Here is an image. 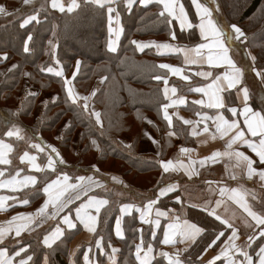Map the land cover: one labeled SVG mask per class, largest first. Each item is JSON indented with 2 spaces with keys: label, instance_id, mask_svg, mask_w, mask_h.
<instances>
[{
  "label": "trees",
  "instance_id": "obj_1",
  "mask_svg": "<svg viewBox=\"0 0 264 264\" xmlns=\"http://www.w3.org/2000/svg\"><path fill=\"white\" fill-rule=\"evenodd\" d=\"M4 1L14 11L21 10L25 3V0ZM49 1H44V4ZM127 1L120 0L116 4L123 33L115 52L109 50L108 7L96 6L85 0H80L74 12L42 9L24 15L25 12L21 11L13 21L0 24V66L5 63L14 64L0 81V140L13 144L12 160L17 157V147L23 146L20 143L23 142L25 134L31 136L26 147L34 141L45 144L52 142L63 160L68 159L66 153L74 157L75 163L71 165L64 160L67 166L61 171L56 169L54 172H35L38 178L37 186L15 194L29 202L26 210L42 205L46 200L44 188L60 175L67 174L72 178L77 172L91 173L92 167L86 166V170L82 169L91 159L104 173L106 172L103 171V166H108L110 169L107 172L111 179L100 172L95 176L100 179L97 182H108L113 187L121 185L122 188L117 189H127L128 195L117 196L115 189L110 192L91 190L95 181L86 186L91 190L86 194V198L97 195L95 197L109 201L108 207L99 218L96 242L89 246H92L90 248L93 250L100 241L102 246L109 250V240L115 239L113 242L120 247L118 264H137L135 250L140 233L144 245L151 243L158 247L164 228L161 227L160 232L149 240L153 233L151 226H144L138 231L139 222L134 218H126L123 238L110 237L109 233H114L113 226L119 217L120 204L134 202V197L142 199L140 205L152 199L148 193L141 194L136 189H151L157 192L179 177L166 172L162 163L169 161V151L172 152L178 143L176 138H189V128L174 118L171 124L165 119L164 106L167 99L164 89L166 85H173L180 93H187L198 83L197 79L193 80V84L173 80L168 71L160 67L163 63H171L170 59L175 58L174 54L164 55L156 46L141 48L138 45L148 42L162 43L170 40L174 33L178 46H192L200 42V37L196 17H192L194 7L190 0H182L193 23L189 31L178 30L174 21L164 13L161 15L162 7L158 4H136L130 9ZM214 3L215 6L209 9L216 7L222 14L224 23L240 30L241 38L246 40L245 45L256 56L257 69L264 71V0H214ZM32 13H38L39 22L23 29L22 22ZM29 36L31 40L27 43ZM53 41L57 44L56 53L47 56ZM4 55L7 56L6 59ZM78 60L79 71L69 80L66 75ZM60 67L64 74L59 71ZM158 76L161 78L156 79ZM27 83L35 87L37 93L24 96ZM69 88H75L85 95H93V103L100 109L103 125L97 122L94 114L83 104L69 97ZM42 94H50L52 97L45 100L40 113L37 114ZM147 122L151 133L161 141L158 156L142 152L140 149L143 129ZM9 131L13 132L12 136L7 135ZM125 136L129 137L130 145L124 143ZM77 140H80L82 145L80 155L74 147ZM39 162L44 164L45 158H41ZM20 164L16 170L23 168ZM2 168L6 167H0ZM7 168L8 171L13 169ZM71 169H74L72 173ZM118 180H123L126 184L121 182L119 185ZM176 199H179V202ZM77 205L74 204L69 211ZM158 207L165 211H174L181 219L193 222L204 230L195 244L183 255L184 264H204L201 260L206 253L210 250H223L234 231L214 215H210L207 210L189 204L182 189L162 197ZM53 213L54 211L50 210V214ZM66 213L67 211L61 215ZM55 225L53 223L35 227L30 238L21 245L29 246L25 255L32 256L30 264H43L45 256L48 257L49 264H69L70 243L81 230H66L62 240L55 242L51 248H46L43 245V237L50 234ZM220 232L224 235L217 240L216 236ZM5 239L11 238L6 236ZM214 240L215 244L212 243ZM16 247L0 244V249L8 248L11 253L16 251ZM261 247H264V236L257 237L249 249L254 262L259 260ZM84 251L78 254L81 255ZM165 261L163 257L156 258L152 264H164ZM214 264L224 262L219 260Z\"/></svg>",
  "mask_w": 264,
  "mask_h": 264
},
{
  "label": "crops",
  "instance_id": "obj_2",
  "mask_svg": "<svg viewBox=\"0 0 264 264\" xmlns=\"http://www.w3.org/2000/svg\"><path fill=\"white\" fill-rule=\"evenodd\" d=\"M44 1L47 0H31V2L29 3H24L21 10L14 11L13 9H10L9 5L7 6L6 1L0 0V6H3V8L6 10L5 14H0V24L13 21L19 16L18 13L21 11L25 12L24 15H27L32 11H40L42 9H52L56 12H62L59 10V8L52 7L53 0H50L47 4H44ZM85 1L96 6H100L99 4L93 3L92 0ZM119 1L120 0H114L111 5L105 4L104 6H100H107L108 9L109 7L113 9L111 13L108 11L110 32L109 50L112 52L117 51L123 33L121 19L117 14L116 8V4ZM190 1L194 7L192 17H196L197 29L200 37V42L198 44L192 46H178L177 38L173 39L171 37L170 40L164 41L162 43L148 42L142 45H170L171 47L169 48L157 47L160 53L164 55H175V58H173L174 60L170 59L172 61L171 63L163 64L180 68L181 73L173 74L169 69H164L168 71L170 78H172L173 80L182 81L185 84H193V80L197 79L198 83L194 84L191 89L195 87H206L207 85H210L214 81H216L217 77H220L219 85L223 90L219 92V96L222 98L224 106L222 108H209L207 107V104L211 101L209 99V96L205 95L203 92H195L190 90V92L187 93H180L179 89L175 86L166 85V87L169 89L168 93L165 94V98L167 99L166 105H171L167 108V113L170 117V121L174 118L180 124H183L184 126L189 128V138H176L178 142L176 147L172 152L169 151V153L171 154L169 161L172 162V167H170L167 172H170L176 176H182L186 179L184 181L188 187V191H186L185 197L189 204L203 208L208 212H211L214 209L216 215L220 216L221 220L227 221V223L225 224L228 227L229 225H231L230 228L237 233V239L230 240L227 246L223 248V250L216 252L212 250L208 251L201 262L204 264H208L209 261H214V263H216L220 260L223 261L224 264H229V260H232L235 262V264H246L245 257L242 255V253H247L248 256H250L249 249L253 245L255 239L261 236L260 233L261 231H264V225L258 224L257 220L253 219V217L249 215V213L245 211L243 207H241L240 203H237L236 199H233L231 197H233L234 195L232 189H238L239 194L242 197V202L246 203L251 212L255 213L257 217L264 218L262 210H260V208L258 207L259 204L264 203V180H261L260 176L258 175L259 172L264 171V163L260 162L259 157L256 155V153L253 152V150L248 146L247 143H245V141H248L250 143H255L258 145L260 137L252 136L251 133L247 130V126L245 124L246 116L244 112L245 107H247L250 108L252 112H259L261 113V115H264V71L257 69L256 56L251 51V49L245 45L246 40L242 39L241 35H238L234 31V27L228 26L226 23H224L225 21L223 20L222 14L217 11L216 7H214V9L212 10L209 9V7L215 6L214 0H197V3H199L202 8H207L209 10V12L211 13L210 17L204 16L202 11H198L196 5L193 3V0ZM79 2L80 0H76L78 6ZM172 2L175 6L174 15H169L168 11L165 10L164 5L160 2V0H148V2L145 4H142L140 0H128L126 4L130 9H132L136 4H139L141 6L158 4L162 7L161 12L167 15L170 20L174 21V24L177 26L178 30L189 31L193 23L188 14V11L186 10V6L182 4V0H172ZM58 3L63 4L65 9L64 11L69 12L67 9L72 3V0H58ZM181 7H183L184 10L183 15L180 12ZM77 8L78 7L74 8L71 12H74ZM31 16H36L37 19L29 20ZM209 18L223 33L224 43L228 49V57L237 68L241 69L242 75L238 83H236L235 87L229 88L228 81L224 79L226 73L230 74L232 72V69L227 64H224V66L222 67H213L210 66L207 62L208 55L214 54L216 51H218L216 47H205L204 49H201V54L199 56H197L196 52L193 51L199 44H213L212 37L209 35L208 39H205L202 36L201 29L199 27L201 23L206 24ZM25 20H29V22L24 23ZM181 21H183V25ZM38 22V13H32L24 19L21 27L25 29ZM28 42L29 40L27 41V43ZM56 48L57 44L53 41L50 44L47 56L49 54H55ZM3 57L7 58L6 55H4ZM78 62L80 61L78 60L75 63L76 68L74 67L72 71L66 75L69 80L73 79L74 76L78 73L80 67L78 66ZM13 67V63H5L0 66V81L3 76ZM59 71L64 74V70L61 67ZM201 72L211 73V75L206 77L196 75V73ZM182 77H188V79H183ZM27 88L25 89V91L27 90ZM172 88L176 89L175 93L171 91ZM73 89L74 88H72V92L74 94L75 91H73ZM244 89H247V100H245ZM181 100H184L185 103H180ZM197 100H203L205 102L204 105L193 103V101ZM231 108L236 109L235 114L229 111V109ZM98 113L100 114L99 110ZM218 115H223L224 118L229 121V123H237L239 125V130H242L245 134L242 139L237 140L235 143H233L231 148H228L227 144L230 139L235 136L237 130L232 129L223 138H220V133L216 131V125L220 123L216 120V117ZM248 115L250 116L251 113H249ZM94 116L97 120L96 115ZM205 117H207V119ZM184 120L192 121V123L185 124ZM98 123L102 124L100 116ZM146 124H149V122H147ZM146 124L144 126L140 141V149L145 153L159 155L161 151V141L157 138H153L148 134ZM205 127L208 128L207 132L204 131ZM170 134L172 135L173 133L171 132ZM213 134L216 136L215 139L212 138ZM123 141L125 144L130 145L129 137L125 136L123 138ZM148 148L151 151L146 150ZM182 148L188 149L189 151L181 152ZM0 152L6 153V157L9 153V157L12 154L11 149L9 150V148H0ZM215 152H219L220 155L211 158L213 157V153ZM237 153H243L244 156H247L250 160L253 161L252 168L255 170V172L254 174H252L251 178H249L247 161L237 156ZM189 161H192L194 167H191L192 164L187 163ZM200 161H204V163L201 164ZM28 163L29 162H26V164ZM92 171L96 174L99 173L96 171V167L92 168ZM22 173L23 171L19 172L20 177L18 178L23 179H18L16 181H23L25 177H34L35 183L27 182L25 184H13L0 188V197L5 198L3 201V207L0 208V229L5 230L6 236L12 237L13 235L14 240L18 243L16 244L19 245V243H21L23 239H28L24 236L27 234H31V232L33 231L32 228L41 227V225L47 226L52 223L58 222L55 225L53 231L45 237L48 239V244H45V240H43V245L46 248H51L55 242L62 240L65 236L66 230L72 231L76 228H80L81 232L77 234L70 243L68 255L69 264H118L120 247L113 242L115 239L109 240V250H106L102 246L100 241H98L99 243L97 242V246H95L93 250L90 248L92 246H89L91 243L96 242L95 235L99 230L100 215L109 205V201L107 199L95 197L97 195L91 196L88 199L81 201L73 209V211L70 212L68 211V208L71 207L68 206L71 205L70 202L73 200V198L68 199V197H70V195L68 194V190L64 193V196L61 197L60 205L53 207V205L49 203L47 209L42 214H37L38 209L25 211V208L29 206V202L27 200H22L17 196H8L3 193V191L7 190L9 192H14L15 194L16 192H21L22 190L37 186L38 178L35 175H23ZM202 173H204V175ZM218 173L221 174L219 178L214 176ZM105 175L107 178H109V172H106ZM233 177H235V179H233ZM0 181L5 180H2L1 177ZM61 181H63V179H61ZM68 183L76 184L72 183V181H68ZM93 185L94 186H92V190L96 189V192L99 190H102L103 192H110L115 189L114 191L117 196L128 195L127 189H117L122 188L121 185L119 187H113L108 182ZM170 185L175 186V190L168 191L166 192V194L161 195V190L167 189ZM178 186H180L179 182L172 181L164 187L160 188L157 192H153V190L151 189H136L138 193H148V195L152 198L150 201H156V203L152 205L151 210H149L147 207L150 201H148L144 205H140V201L142 199L139 197H134V202L122 203L119 205V217L116 221V224L113 226L114 233H109L110 237H114L116 239L124 237V220L126 218H134L139 222L140 225L137 229L138 231H141L144 226H151L153 233L152 236H150L149 240H151L152 237L156 236L158 232H160L161 227L164 228L163 238L161 244L158 247H155L151 243L144 245L142 234L140 233V239L135 250V258L137 264H142V262L145 261L146 257L148 264H152L156 258L161 257L165 258L166 260L164 264H174L177 259L181 261V264H184L182 261L183 255L204 233V230L200 226L186 220L189 223L195 224L197 227L201 228L202 231L198 234H195L194 236H189L188 238L183 239V241L180 236H176L174 238L175 243H163L164 233L165 231H167L168 225L176 222L177 218H179L180 223H183L185 221L184 219H181L176 212L165 211L158 207L159 200L167 194H170L172 192L175 193L180 189ZM202 186H204L205 190L201 189L203 188ZM14 188L16 190H13ZM197 188H200L202 191H207L208 197L204 198L203 200L195 197V195H198L197 190H195ZM221 189H227L228 191H226L225 194L221 196ZM60 190H63V183L61 185H58L56 188V191ZM77 193L78 191L74 192L75 195ZM91 198H95L96 200H107L108 203L106 205H103L100 208L99 213H97L95 207H90L87 209L84 208V206ZM80 199L81 198L77 199L74 204H76ZM237 199H239V197H237ZM48 200L49 195L46 193L45 202ZM25 201H27V203H25ZM217 201H220L219 206H217ZM78 209H80V216L84 218L83 220L77 217ZM50 210L54 211L53 214H50V221L52 223H48V213H50ZM64 211H67V213L60 217V215ZM157 211L163 212L165 213V215L158 216ZM86 212L91 216L97 218L94 232L88 231V228L86 227ZM13 217L20 218L13 221ZM66 219L68 222H65ZM145 219L149 222H143ZM10 221L11 224L9 223ZM117 222H119V235H117ZM69 224L73 226L70 227ZM23 225H26V227H23L20 235L17 236L15 231L16 228ZM89 226H91L90 223ZM8 229H11V231H8ZM6 236L4 237V239L6 238ZM249 237H252V239L250 240ZM233 244L235 245V247H232ZM138 246H140L142 249L139 253L140 259H137ZM149 248H151V251H149ZM21 249H26V251H21ZM185 249L187 250L185 251ZM28 250V245L21 247L16 251L20 252V256H15L16 252L11 254L7 249H0V251L6 252L5 257H2L0 259L12 258V264H19V261L21 259L27 260V258L29 257L25 255ZM82 250H85L84 253L79 255L78 253H80V251L82 252ZM225 251L227 252V255L223 254ZM162 253H166L167 255H162ZM86 256L87 260L85 259ZM217 256H219L220 259H214ZM31 260H28L27 264H30ZM259 261L260 257L256 262H254V260L252 259V264H259ZM43 264H49V259L47 256L44 257Z\"/></svg>",
  "mask_w": 264,
  "mask_h": 264
},
{
  "label": "snow or ice",
  "instance_id": "obj_3",
  "mask_svg": "<svg viewBox=\"0 0 264 264\" xmlns=\"http://www.w3.org/2000/svg\"><path fill=\"white\" fill-rule=\"evenodd\" d=\"M31 2V0H25V3H29ZM93 3L99 4L100 6H104L105 4L111 5L114 0H92ZM140 2L142 4H145L148 2V0H140ZM161 3H163L165 10L168 11L169 15H174V3L172 2V0H160ZM193 3L196 5L198 11H202L204 16L210 17L211 13L209 12V10L207 8H202V6L197 3V0H193ZM52 7L53 8H59L60 11H64V6L61 3H58V0H53L52 2ZM78 7V4L76 3V0H72V3L69 5L68 7V11L71 12L74 8ZM108 11L111 13L113 11V9L111 7H109ZM6 10L3 8V6H0V14H5ZM180 12L183 15L184 10L183 7L180 8ZM161 15H163V13H161ZM37 17L36 16H31L29 18V20H36ZM29 20H25L24 23H28ZM182 25H183V21H181ZM201 29V34L205 39H208V36L210 35L213 39V44L210 45H206V44H199L197 46V48H195L193 51L196 52V55L199 56L200 50L204 49L205 47H216L218 49V51H216L214 54H209L207 57V62L210 66L213 67H222L224 66V64H227L231 69L232 72L230 74L226 73L224 76V79H226L228 81V87L232 88L235 87L236 83H238L242 72L241 69L237 68L235 66V64L231 61V59L228 57L227 52L228 49L225 46L224 43V37H223V33L221 32V30L216 26V24L209 18L207 20V23H201V25L199 26ZM234 27V31L238 34V35H242V33L240 32V30L238 28ZM172 38L175 39V34L173 33ZM28 40H31V36L28 37ZM135 43V42H134ZM139 47L143 48L147 45H138ZM156 47L158 48H169L171 47L170 45L164 44V45H156ZM27 45L25 46V51H27ZM114 50V49H113ZM6 59V57H5ZM195 62V61H193ZM79 63V62H78ZM161 68H166L169 69L173 74H180L181 73V69L180 68H176V67H172L170 65L167 64H162L160 65ZM59 74V73H58ZM196 75H201V76H210L211 73H196ZM161 77H156V79H160ZM183 79H188V77H182ZM219 80L220 77L216 78V81H214L212 84L207 85L206 87H195L193 89H191L192 91L195 92H203L205 95L209 96L210 99V103L207 104V107L209 108H222L223 105V100L222 98L219 96V92L222 91L223 89L220 87L219 85ZM65 83H70L69 81H65ZM165 84H167V81L165 80ZM165 94L168 93L169 89L166 87L164 89ZM171 91L173 93H175L176 89L172 88ZM244 93H245V100H247V89H244ZM68 94L69 97L73 98V100H75V97L73 95L72 89L69 88L68 89ZM86 99V98H85ZM180 103H185L184 100H181ZM193 103L195 104H200V105H204V101L203 100H197V101H193ZM171 105H165V119H168L169 122L170 121V117L168 116L167 113V108L170 107ZM85 107H87L85 105ZM229 111H231L233 114L236 113V109L235 108H231L229 109ZM245 112V124L247 126V130L251 133L252 136H259L260 140H259V144H255V143H250L248 141H245V143L248 144V146L253 150V152L256 153V155L259 157V160L261 163H264V115H261V113L259 112H252V110L250 108L245 107L244 109ZM251 113V115L249 116L248 114ZM96 117H97V122H99V113H95ZM207 119V117H205ZM216 120L219 121L220 123H218L216 125V131L220 133V138H223L230 130L232 129H236V134L235 136H233L230 141L227 144L228 148H231L232 144L235 143L237 140H240L244 137V132L242 130H239V125L235 122L229 123L228 120H226L224 118L223 115H218L216 117ZM185 124H190L192 123V121L189 120H184ZM205 132L208 131V128L205 127L204 129ZM195 134V133H194ZM8 136H12L13 132L9 131L7 133ZM213 139L216 138V136L213 134ZM32 147L35 148H40L39 145H32ZM0 148H9L8 145L4 144L2 141H0ZM41 151H43V149H40ZM51 151L53 153L56 152L55 148H52ZM188 149L182 148L181 152H188ZM220 153L219 152H215L213 153V157L214 158L216 156H219ZM237 156L241 157L243 160L247 161V167H248V171H249V178H251L252 174H254L255 170L252 168V164L253 161L250 160L247 156H244L243 153H237ZM25 157H27L29 160L31 161H35L36 157H28V154L25 153L24 157H21V159L23 160ZM0 163H9L8 160L3 158V153L0 152ZM201 164L204 163V161H200ZM33 167H35L38 171L40 170L35 164L33 165ZM48 167L49 168H53V160L51 157H49L48 160ZM162 167L164 168V170L167 172L170 167H172V162L169 161L167 163H162ZM54 170V168H53ZM19 175V174H17ZM258 175L260 176L261 180H264V171H261L258 173ZM0 176H3V172H0ZM70 177L66 174L63 175V181L60 180V178L58 177L56 180L52 181L51 183H49L45 188H44V192L47 193L49 195V200L45 202V204L38 209V213L37 214H42L45 212V210L48 207V204L51 203L53 205V207H56L58 205L61 204V197L64 196V193L66 191H68L69 189H79L83 186L84 182L87 179L88 183H92V178L91 177H78L77 180L79 181V183L76 184H69ZM233 179H235V177H233ZM27 182H32L35 183V178L34 177H25V179L23 181H16L15 178H13L12 180H7V181H0V188L6 187V186H10L13 184H25ZM63 183V190L60 191H56V188L58 185H61ZM13 190H16L15 188ZM175 190V186H169L167 189H162L161 190V195L166 194V192L168 191H173ZM228 191L227 189H221L220 190V194L221 196H223L225 194V192ZM233 192V199H236L237 203H240L241 207H243L245 209V211H247L249 213V215H251L253 217V219L257 220V223L260 225H264V218H260L257 217L255 213L251 212V210L248 208V206L246 205V203L242 202V197L239 194V190L238 189H232ZM237 197H239V199H237ZM77 198H79L77 196ZM4 197H0V208L3 207V201H4ZM25 203H27V201H25ZM108 203L107 200H96L95 198H91L88 203L84 206L85 209L90 208V207H95L96 208V212L99 213L100 208L103 205H106ZM156 201H150L148 204V209L151 210L152 205L155 204ZM220 201H217V206H219ZM210 215H214L215 218L217 220H221V217L216 215L215 210L213 209L210 213ZM87 220H86V227L88 228V231L90 232H94L95 231V223H96V217L91 216L90 214H88L87 212L85 213ZM157 215H165V213L157 211ZM77 217L80 219H84L83 217L80 216V209L77 210ZM20 217H13V221L17 220ZM65 222H68L67 219ZM145 223H148L149 221H147L146 219L143 221ZM11 224V221L9 222ZM89 223L91 224V226H89ZM221 223H227V221L221 220ZM70 227H72L73 225L69 224ZM23 227H26V225L23 226H19L16 228V235L19 236L21 233V230ZM229 227H231V225H229ZM8 231H11V229H8ZM202 231L201 228L197 227L195 224L189 223L188 221H184L183 223L179 222V218H177V221L169 224L168 225V229L167 231H165L164 233V240L163 243L164 244H169V243H175V237L176 236H180L183 239L188 238L189 236H194L195 234H198ZM120 234L119 231V222H117V235ZM224 233L220 232L217 236L216 239L218 240L221 236H223ZM261 236H264V231H261L260 233ZM5 237V230L4 229H0V243L3 242V239ZM237 233L235 231H233L232 236L229 237V240H234L237 239ZM249 239L251 240L252 237H249ZM45 244H48V239L45 238L44 241ZM99 243V242H98ZM213 244H215V240L212 242ZM212 245H209V247H211ZM232 247H235V245L233 244ZM141 247L138 246L137 247V259H140L139 253L141 251ZM187 249H185L186 251ZM21 251H26V249H21ZM149 251H151V248H149ZM224 255H227V252L225 251L223 253ZM6 252L5 251H0V258L5 257ZM162 255H167L166 253H162ZM242 255L245 257V262L246 264H252V258L250 256H248L247 253H242ZM260 261L259 264H264V247L260 248ZM15 256H20V252H16ZM85 259L87 260V256L85 257ZM214 259H220L219 256L215 257ZM28 260H31V256H29L27 258V260L25 259H21L19 261V264H27ZM0 264H12V258H7V259H0ZM142 264H148L147 261V257L145 258V261L142 262ZM174 264H181V261L179 259H177ZM209 264H214V261H209ZM229 264H235L234 261L229 260Z\"/></svg>",
  "mask_w": 264,
  "mask_h": 264
},
{
  "label": "rangeland",
  "instance_id": "obj_4",
  "mask_svg": "<svg viewBox=\"0 0 264 264\" xmlns=\"http://www.w3.org/2000/svg\"><path fill=\"white\" fill-rule=\"evenodd\" d=\"M17 17V16H16ZM15 17V18H16ZM73 67H75L76 68V66H75V64H74V66ZM72 71V70H71ZM70 71V72H71ZM28 87V88H27ZM26 88H27V90L25 91V93L23 94L24 96H28V95H30V94H35V93H37V90H36V88L35 87H33L30 83H27V86H26ZM25 88V89H26ZM73 91H75V93L73 94L74 95V97H75V99H76V101L78 102V103H80V104H83L84 106L86 105L87 107V109L89 110V111H91L92 112V114H94L95 115V113H98V110H99V112H100V109L98 108V107H96L95 106V104L93 103V95L91 94V95H85V94H83V93H81L80 91H78L77 89H73ZM49 97H52L50 94H42L41 96H40V102H39V104H38V111H37V114H39L40 113V111H41V108H42V106H43V104L45 103V100H47V98H49ZM86 98V99H85ZM42 104V105H41ZM100 125H103V124H100ZM148 125L149 124H146V127H147V131H148V134L149 135H151L153 138H156L152 133H151V131H150V128L148 127ZM59 136V134L57 135V137ZM61 137H62V135H61ZM55 138V137H54ZM31 139V136L29 135V134H25L24 136H23V142L22 143H20V144H23V146H18L17 147V149H16V152H17V157L14 159V160H12V156H13V153H14V146H13V144H11L10 142H8V141H6V140H0V141H3L4 143H6V145L8 144V146H9V150L11 149V152H12V154L10 155V157H9V154H8V156L6 157V153H3V158L4 159H6V160H8V158H9V163L8 164H6V163H4V164H2V163H0V167H6V168H2V169H0V172H3V176H0V179H1V177H2V180H5V181H7V180H12L14 177H15V180H18V179H23V178H18V177H20V175H17V174H19V172L20 171H23V175H29V174H32V175H35V172H43V171H51V172H54L56 169H57V171H61V170H63V169H66V163L68 164V165H71V164H73V163H75V160H74V157L70 154V153H66V156H67V158L68 159H64L65 161H66V163H65V161L61 158V156H60V154L59 153H57L58 152V149H57V147H56V145H55V143H52V142H48L49 144H45L44 142H42V143H39L38 141H34V142H32V143H30L29 144V146L28 147H26V145L28 144V142H29V140ZM51 139H52V137H51ZM80 141V140H79ZM78 140L75 142V149L76 150H78V153H79V155H80V152H81V149H82V145H81V143L79 142ZM32 145H39L40 146V148L38 149V148H35V147H32ZM26 147V148H25ZM52 148H55L56 149V152L55 153H53L52 151H51V149ZM40 149H43V151H41ZM146 150H150L149 148L148 149H146ZM151 151V150H150ZM25 153H27L28 154V157H36V159H35V161H31V160H29L27 157H25L23 160L21 159V157H24L25 156ZM158 156V155H157ZM49 157H51L52 158V160H53V168H54V170H53V168H49L48 167V160H49ZM41 158H45V162H44V164H40V160H41ZM94 159V158H93ZM94 160H90L88 163H86L84 166V168H82L83 170H86V166H89V167H92V168H94V167H96V171L97 172H102V169L101 168H99L97 165L98 164H96V163H94L93 162ZM26 162H29L28 164H26ZM21 163V164H20ZM188 164H192V161H189V162H187ZM21 165V166H23V168L22 169H19V170H16L17 168H18V165ZM36 165L40 170L38 171L35 167H33V165ZM15 165H17V166H15ZM78 166V165H77ZM7 167H11V168H13V169H11L10 171H8V168ZM191 167H194L193 166V164H192V166ZM77 169H78V171L80 170V168L79 167H76ZM34 169H36V170H34ZM101 169V170H100ZM108 169H110V168H108V166H106V165H104L103 166V171L105 170V172H107V171H109ZM195 169V168H194ZM194 169H193V171H194ZM25 170H27L28 172H24ZM72 170H74V169H71L70 170V172L72 173ZM86 171H84V172H81V173H79V172H77V173H75L73 176H72V178L70 177V179H69V181H72V183H78L79 181L77 180V178L78 177H81V176H83V177H85V178H87V177H91L92 178V181L94 182V184H97L98 185V183H102V182H97V181H99L100 179L99 178H96L95 176H98V175H96V173H94L93 171V173L91 172V173H89V174H84ZM14 173V174H13ZM57 173V172H56ZM55 173V174H56ZM99 173H97V174H99ZM13 174V175H12ZM101 174H103L104 176H106L105 175V173L104 172H102ZM203 175H204V173H202ZM64 175V174H63ZM63 175H60L59 176V178H60V180L61 179H63ZM67 175V174H66ZM215 177H217V178H219L220 176H221V174L220 173H218L217 175H214ZM215 177H213V178H215ZM11 178V179H10ZM201 178H203V177H201ZM184 180H186L184 177H182V176H179L178 178H176L174 181H177V182H179V185L180 186H178L180 189H182V191H183V193H184V195H186V191H188L187 189H188V187H187V185H186V183H185V181ZM52 181H54V180H52ZM52 181H50L49 183H51ZM121 182H124L123 180H118L117 181V183L120 185L121 184ZM48 183V184H49ZM125 184H126V182H124ZM89 183L87 182V179H86V181L84 182V184H83V186L81 187V188H79V189H69V192H68V194L70 195V197H68V199H70V198H73V200L70 202V204L71 205H69L68 207H72L73 205H74V203L77 201V199H79V198H81L80 200H78V202L76 203V204H79L81 201H83V200H85V199H88V198H86V194H88V192L89 191H91L92 190V187H91V190H89L88 188H86V186L88 185ZM92 186H94L93 184H92ZM203 188H201V189H204V186H202ZM200 188H197V189H195V190H197V192H198V195H195V197H198L200 200H203L204 198H207L208 196H207V194H208V192L207 191H202ZM25 190H28V189H25ZM25 190H22L21 192H23V191H25ZM205 190V189H204ZM75 191H78V193L75 195L74 194V192ZM21 192H16L15 194H19V193H21ZM3 193L5 194V195H8V196H13V197H15V196H17L18 198H20V199H22V200H24V197H20L19 195H15L14 194V192H9V191H7V190H5V191H3ZM174 192H172V193H170V194H167V195H165V196H163V197H167V196H169V195H172ZM77 196L79 197V198H77ZM26 197V196H25ZM91 197V196H90ZM178 202H179V199H176ZM199 200V201H200ZM45 203V201L44 202H42V205ZM73 204V205H72ZM42 205H40V206H38V207H35V208H32V209H28V210H26L25 209V211H32V210H36V209H39ZM259 208H260V210H262V212H263V214H264V203H261V204H259V206H258ZM69 209L70 208H68V211H69ZM74 209V208H73ZM73 209H72V211H73ZM71 211V212H72ZM65 212V211H64ZM63 212V213H64ZM49 215H48V223H52L51 221H50V213H48ZM61 216H63V215H61ZM60 216V217H61ZM60 219V218H59ZM58 222H56L55 224H57ZM53 224V223H52ZM51 225V224H50ZM47 226H49V225H47ZM33 229V231H34V228H32ZM30 235L31 234H27V235H25L24 237H27V238H30ZM6 236V235H5ZM46 237V236H45ZM45 237H43L44 239L43 240H45ZM9 238H11V239H5V240H3V242L2 243H0L1 245H5V244H10V246H12V247H15V246H17L16 247V251L19 249V248H21V247H24V246H21L24 242H26V240H24L23 239V241L21 242V243H19V245H17L18 243L14 240V238H13V235H12V237L11 236H9ZM42 240V241H43ZM17 243V244H16ZM26 246V245H25ZM2 249H7L8 251H9V249L8 248H2ZM15 251V252H16ZM10 252V251H9ZM14 252V253H15ZM11 253V252H10ZM11 254H13V253H11Z\"/></svg>",
  "mask_w": 264,
  "mask_h": 264
}]
</instances>
